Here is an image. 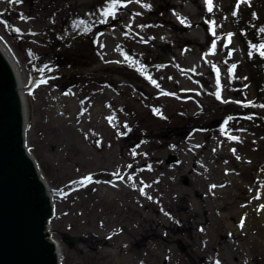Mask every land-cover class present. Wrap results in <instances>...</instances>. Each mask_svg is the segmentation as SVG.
<instances>
[{
  "label": "rangeland",
  "instance_id": "1",
  "mask_svg": "<svg viewBox=\"0 0 264 264\" xmlns=\"http://www.w3.org/2000/svg\"><path fill=\"white\" fill-rule=\"evenodd\" d=\"M113 3L0 0L62 264H264V0Z\"/></svg>",
  "mask_w": 264,
  "mask_h": 264
},
{
  "label": "water",
  "instance_id": "2",
  "mask_svg": "<svg viewBox=\"0 0 264 264\" xmlns=\"http://www.w3.org/2000/svg\"><path fill=\"white\" fill-rule=\"evenodd\" d=\"M21 87L0 49V264H62L49 228L61 189L47 183L28 148ZM64 239L72 244L69 236Z\"/></svg>",
  "mask_w": 264,
  "mask_h": 264
},
{
  "label": "snow or ice",
  "instance_id": "3",
  "mask_svg": "<svg viewBox=\"0 0 264 264\" xmlns=\"http://www.w3.org/2000/svg\"><path fill=\"white\" fill-rule=\"evenodd\" d=\"M20 2H22V0H9V3H20ZM118 2H119V0H114V3H113V5H112V10H110V11H106L103 15H104L105 17H108V16L111 15V16L114 18V17H115V11H114V9L116 8ZM137 2H139V0H137ZM246 2H247V0H240V3H246ZM206 3H207V5H208V11H209V12H212L213 9H214V3H213V0H206ZM240 3H238V4L236 5L237 8H239ZM121 6H126V5H121ZM233 14L235 15V13H233ZM0 15H3V13H0ZM21 18L24 19V17H21ZM181 23H184V20H181ZM214 29H215V22H213V25H212L213 35H215V30H214ZM17 31H19V30L17 29ZM261 32H264V29H261ZM228 40L231 41V34H229V36H228ZM212 47L215 48L216 45L213 44ZM253 47L255 48V45H254ZM259 55H260L261 57H264V44H261V45L259 46ZM125 59L127 60L128 57L125 56ZM234 68H235V65H233V69H234ZM148 79L151 80V77H148ZM152 83H153V84H156L155 81H152ZM217 83L219 84V70H217ZM156 86L158 87L159 85H156ZM164 94H165V95H168V93H164ZM216 95H217V99H220V98H221L219 93H216ZM261 107H264V105H261ZM229 138H230V139H235V137H229ZM129 167H131V165H129ZM116 175H117L120 179H123V177L120 176L119 173H116ZM129 179H132V178L129 177ZM91 181H92V177H91V176H88V177L85 178V180L80 181V183H81V184H86V183L91 182ZM213 187H214V186H213ZM141 192H143V189H141ZM148 198L151 199V197H148ZM217 264H219V262H217Z\"/></svg>",
  "mask_w": 264,
  "mask_h": 264
},
{
  "label": "bare ground",
  "instance_id": "4",
  "mask_svg": "<svg viewBox=\"0 0 264 264\" xmlns=\"http://www.w3.org/2000/svg\"><path fill=\"white\" fill-rule=\"evenodd\" d=\"M0 49H3L5 51V53L7 54V56L9 57V59L12 61V64L16 70V73L18 75V78H19V81L22 85V96L23 98L25 99V91L28 89V85H29V81L28 79H25L24 76H23V72L22 70L20 69V66H19V63L17 61L16 58H14L12 52L10 51V49L0 40ZM26 105V111H27V104ZM28 122V120H27ZM49 228L51 230V225H49ZM57 246H58V249H59V253L60 255L62 256V250H61V246L59 244V242L57 241Z\"/></svg>",
  "mask_w": 264,
  "mask_h": 264
}]
</instances>
